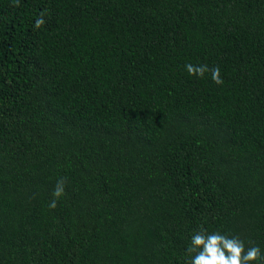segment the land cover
Here are the masks:
<instances>
[{"label":"trees","instance_id":"16d2710c","mask_svg":"<svg viewBox=\"0 0 264 264\" xmlns=\"http://www.w3.org/2000/svg\"><path fill=\"white\" fill-rule=\"evenodd\" d=\"M13 5L0 0V264H185L200 228L264 253V0Z\"/></svg>","mask_w":264,"mask_h":264},{"label":"clouds","instance_id":"9594fccd","mask_svg":"<svg viewBox=\"0 0 264 264\" xmlns=\"http://www.w3.org/2000/svg\"><path fill=\"white\" fill-rule=\"evenodd\" d=\"M20 0H14L13 6H19ZM44 13L36 19L34 27L39 29L44 24ZM185 70L190 76L203 78L210 72V78L217 85L223 84L220 68L209 67L205 64H186ZM64 181L59 180L53 190V199L49 208L57 207L58 199L64 195ZM251 244V242H250ZM187 259L185 264H264V253L259 246L252 244L245 247V242L238 236H229L219 231L209 232L204 228L195 231L185 249Z\"/></svg>","mask_w":264,"mask_h":264}]
</instances>
